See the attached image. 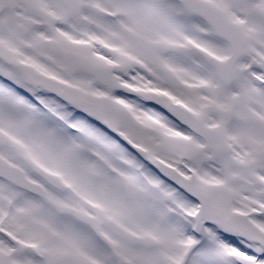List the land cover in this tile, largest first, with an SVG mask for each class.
<instances>
[{
  "label": "snow or ice",
  "instance_id": "6c2138e0",
  "mask_svg": "<svg viewBox=\"0 0 264 264\" xmlns=\"http://www.w3.org/2000/svg\"><path fill=\"white\" fill-rule=\"evenodd\" d=\"M0 264H264V0H0Z\"/></svg>",
  "mask_w": 264,
  "mask_h": 264
}]
</instances>
